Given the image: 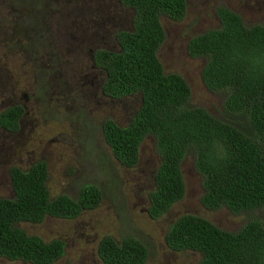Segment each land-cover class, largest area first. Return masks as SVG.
<instances>
[{"label": "trees", "instance_id": "16d2710c", "mask_svg": "<svg viewBox=\"0 0 264 264\" xmlns=\"http://www.w3.org/2000/svg\"><path fill=\"white\" fill-rule=\"evenodd\" d=\"M118 1L133 11L132 28L117 33L119 51H99L93 62L105 73L104 97L137 96L139 104L124 126L111 118L102 122L105 144L122 167L131 169L144 141L153 142L159 164L148 195L151 219L183 199L186 159L202 178L205 209L246 217L230 232L203 217L182 215L164 236L169 250L197 253L199 264H264V22L247 24L219 6L218 27L188 39L187 55L203 60L204 87L220 97V108L212 113L192 105L189 84L179 74H164L158 57L166 40L161 20L182 21L186 0ZM23 113L20 105L0 112V130L17 131ZM8 175L13 198H0V258L54 264L64 255V242L29 236L18 224H40L46 217L73 220L96 209L103 193L88 184L76 199L62 194L50 199L47 167L40 161L26 170L11 167ZM97 256L100 264H145L148 248L130 236H104Z\"/></svg>", "mask_w": 264, "mask_h": 264}, {"label": "rangeland", "instance_id": "374dc122", "mask_svg": "<svg viewBox=\"0 0 264 264\" xmlns=\"http://www.w3.org/2000/svg\"><path fill=\"white\" fill-rule=\"evenodd\" d=\"M83 3L87 5L83 8L86 13L78 12ZM114 3L115 0H29L25 6H19L12 5V0H0V112L13 105L22 106L24 112L19 123L22 132L18 128L1 139L0 154L6 156L7 162L0 163V198H13L9 168L26 170L44 162L50 199L61 194L76 199L79 189L88 184L103 193L96 209L83 211L73 220L46 217L40 224H18L29 236H38L45 242H64V255L54 264H100L97 245L104 236L115 240L130 236L144 243L148 248L145 264H199V254L167 248L164 236L169 224L189 214L235 232L246 217L232 216L225 209L210 211L200 204L202 178L190 159L181 166L186 186L183 199L159 219H151L147 214L148 195L154 188L152 174L159 164L153 142L144 141L138 164L127 169L114 158L100 131L108 118L126 125L138 107V97H101L103 82L96 88L99 75L88 61V49L95 48L91 45L95 28H89L93 19L102 22L111 41L112 29L130 16L117 8L109 14L108 10L116 6ZM186 3L182 21L161 20L166 40L158 57L164 74H179L189 84L192 105L214 113L220 108V97L204 87L200 78L203 60L187 55V41L218 27L219 6L238 13L247 24L263 23L264 0ZM92 9L99 12V19L91 17ZM101 77L105 80L104 72ZM6 134L0 130V136ZM17 134L19 137L9 138ZM0 264L29 263L0 258Z\"/></svg>", "mask_w": 264, "mask_h": 264}, {"label": "flooded vegetation", "instance_id": "af4514ba", "mask_svg": "<svg viewBox=\"0 0 264 264\" xmlns=\"http://www.w3.org/2000/svg\"><path fill=\"white\" fill-rule=\"evenodd\" d=\"M23 0H12V2H14V4H12V5H19V6H25L27 3H25V4H20L21 2H22ZM114 1V0H113ZM115 2L116 3H114L116 6L114 7V6H112V8L110 9V10H108V12H109V14L110 13H114L115 12V8H117L118 10H120V11H127V12H129L130 14V16L128 17V19L127 20H122V22L120 23V24H118L119 25V27L118 28H116V29H112L113 30V33H114V35H113V40H111V41H108V32H107V30L106 29H103L102 28V22L101 23H99L96 19H93L94 21H93V25H91V27H89L90 29L91 28H95V33H94V36L91 38V41L94 43V44H91V45H94L95 46V48H93V47H90L89 49H88V51H87V54H88V61H89V63L91 64V69H93V70H95L97 73H96V75L98 74L99 75V80H98V82L96 81L95 83H97V85H96V88H98L100 85H101V83L103 82V84H104V80L102 79V77H101V75H103V71H101L95 64H94V58H95V56L97 55V53L99 52V51H111V52H115V51H119V45H118V41H117V33L120 31V30H130L131 28H132V17H133V11L131 10V9H128V8H126V7H124L118 0H115ZM7 3H8V1H7ZM71 6H72V4H71ZM85 6H87V5H85L84 3H83V5H81V7H80V9L78 10V12H81L82 10H84L85 11V9H83ZM71 12L73 13V11L71 10ZM78 12H76V13H78ZM87 11H85V13H86ZM90 15H91V17L92 18H98L99 19V12L97 11L96 12V9H92V11H91V13H90ZM102 15H104V13H102ZM125 16H128L127 14H124ZM81 27H83V28H85L86 29V27H88V26H81ZM112 27H114V26H112ZM102 34H104V36L102 35ZM100 35V36H99ZM99 36V37H98ZM69 37H70V39H75V37L73 36V35H69ZM105 37V38H104ZM105 39H106V41H105ZM98 71L101 73V75L98 73ZM87 73H89L88 72V70H87ZM105 74V73H104ZM81 80H82V82H83V84H86L85 82H84V79H83V76H82V78H81ZM102 84V85H103ZM100 96L101 97H104V95H103V92H102V88H101V91H100ZM14 106V105H13ZM21 119V118H20ZM20 124H21V121L19 122ZM2 130V129H1ZM3 131H6V130H3ZM7 132V134H6V136H0V145H1V142H2V140L1 139H5V138H8V131H6ZM18 132H22V125H20L19 126V131ZM17 137H19L18 136V134H17V136L16 135H13V136H10L9 138H17ZM7 149H8V146H7ZM0 155H2V158L0 157V163H6L7 162V160H6V156H4V154H0ZM10 169V168H9ZM9 169H8V171H7V174H8V172H9ZM1 181L2 182H5L6 183V179H4L2 176H1ZM10 181V180H9ZM10 185H11V182H10ZM11 188H12V186H11ZM12 191V190H11ZM13 192V191H12Z\"/></svg>", "mask_w": 264, "mask_h": 264}]
</instances>
